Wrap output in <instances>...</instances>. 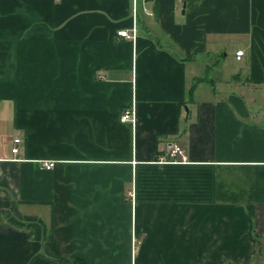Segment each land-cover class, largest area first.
<instances>
[{
    "label": "crops",
    "instance_id": "obj_1",
    "mask_svg": "<svg viewBox=\"0 0 264 264\" xmlns=\"http://www.w3.org/2000/svg\"><path fill=\"white\" fill-rule=\"evenodd\" d=\"M78 258L264 264V0H0V264Z\"/></svg>",
    "mask_w": 264,
    "mask_h": 264
},
{
    "label": "built area",
    "instance_id": "obj_2",
    "mask_svg": "<svg viewBox=\"0 0 264 264\" xmlns=\"http://www.w3.org/2000/svg\"><path fill=\"white\" fill-rule=\"evenodd\" d=\"M119 35L125 36V37H132V35L129 33L128 30H121L118 32ZM244 51H238L237 52V57L241 58L243 55ZM134 117V111L131 109H127L123 116L122 120L123 121H130ZM21 141L20 137H16L14 139V146L12 147V152L17 153L19 151V148L17 144ZM159 161H174V162H184L187 161V156L185 153V149L179 145L178 143H173L170 142L168 145V149L165 154H162L158 157ZM56 162L55 161H44L42 162V165L46 167L47 169H51L55 166Z\"/></svg>",
    "mask_w": 264,
    "mask_h": 264
},
{
    "label": "trees",
    "instance_id": "obj_3",
    "mask_svg": "<svg viewBox=\"0 0 264 264\" xmlns=\"http://www.w3.org/2000/svg\"><path fill=\"white\" fill-rule=\"evenodd\" d=\"M74 264H87V262L81 258H78ZM229 264H234V263H229Z\"/></svg>",
    "mask_w": 264,
    "mask_h": 264
}]
</instances>
